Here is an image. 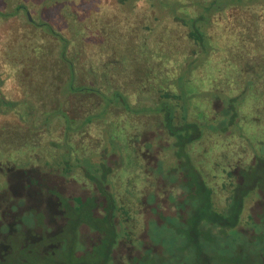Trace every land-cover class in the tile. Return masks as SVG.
<instances>
[{"label":"rangeland","instance_id":"obj_1","mask_svg":"<svg viewBox=\"0 0 264 264\" xmlns=\"http://www.w3.org/2000/svg\"><path fill=\"white\" fill-rule=\"evenodd\" d=\"M49 1L51 0H35L31 13L38 21L49 22L64 36L74 41L65 52L66 59L73 60L72 72L75 81L72 86L93 85L105 92V99L100 103L97 97L86 95V91H71L67 86L69 72L60 68L57 69L60 73L59 80L52 86L50 84L49 90L41 92V96L38 94L37 97L31 93L33 101L28 96L21 99L18 92L15 94L16 86H13L10 75L15 68L5 62L4 53H0V98L6 100L0 101V190L8 187L12 166L17 169L38 166L46 170L53 167V170L62 173L68 178L64 189L66 188L67 194H74L72 189L78 187V184L84 183L86 188L92 186L87 173L99 176L96 173L98 166L107 162L110 170L106 174V181L115 209L121 206V202H125L130 206V211L138 210V213L132 214L133 219L125 217L126 235L131 240L121 241L126 244L143 242V246L147 245V248L152 249L148 250L153 255H150V252L145 255L149 259L150 256L160 253L168 259L161 261L162 264H190V250H174L169 253V247L172 248L169 242L160 244L161 241L148 240V236L137 238L145 229L146 213L140 211L143 193L171 190L173 193L170 195V201L175 206V201L183 198L188 191L186 183L183 182V172L180 171L184 165H179V157L175 154L177 147H172V141H169L172 139L163 133L169 144L164 145L163 150H158L157 147L162 146L158 143L162 142L161 139L155 143L158 139L156 135H162L157 131L160 127H156L160 118H148L146 114L150 113L149 105L158 104L159 107L166 100L163 106H166L165 102H169L168 109H175L176 121H180L179 114H182L183 109L188 119L196 117L200 134L197 136V133H193L197 137L180 150V159L185 158L183 152L188 154L191 166L199 171L211 191L213 209L217 213H227L225 203L229 200L231 188H234L232 185L245 183L241 167L252 165L255 162L253 156L264 158V94L258 97L256 93L251 92L243 100H237V106L235 100L229 102L235 105L237 112L239 110L237 121L231 124L224 122L225 105L216 97L219 96L222 100L227 93L241 92L246 87V80L255 79L261 73V66L257 63L264 64V20L258 27V35H255L258 36V41L254 40L250 44L244 40L241 45L242 53L234 54L235 59H227L232 52L229 48L235 44L232 34L235 21L233 17L230 19V11H226L223 18L213 17L207 29L212 47L204 60L201 58L204 55L198 56V48L189 36L186 24L180 17L175 19V15L183 14V7H161L158 3L153 5L146 0H128L125 3L123 0H73L69 3L71 0H68V4L72 5L85 21L84 25L81 24L86 32L84 42L77 43L75 32L59 18L65 5L56 1L51 5L54 8L50 12L42 13V16L39 12L34 13L38 11L41 3L47 2L50 6ZM160 1L170 2L173 7L175 0ZM184 8L186 11L190 10ZM173 9L176 11L171 13L170 10ZM11 22L13 25L14 21ZM38 30L43 31L42 28ZM73 48L77 50V56L74 55ZM51 51L53 53L50 59L59 55L58 43ZM130 53L138 68L132 66L133 62H129L125 56ZM141 64L143 69H139ZM253 70H256V74ZM61 79L63 83L59 88L58 82ZM255 86V90L264 89V82L260 81ZM164 90H169L170 94L177 91L178 94L186 92L180 99H174L172 96L165 97ZM8 99L12 100L7 102ZM117 105L124 106L125 109ZM106 107H109L107 111L104 110ZM90 113L98 114L99 118L95 115V119L86 124L85 116ZM212 124H215L217 129L210 127ZM226 125L227 128H224ZM151 130L157 131L156 135L152 134ZM146 153L156 155L158 161H154V168L148 165ZM154 159L155 157H152V160ZM229 169L231 175L226 174ZM224 184L227 186H222ZM260 186L253 188L243 198L238 220L233 227L238 233L234 235V230L227 228L226 232L231 236L226 232L219 235V253L224 259L220 264H262L257 261L259 257H256L258 252L264 254V187ZM243 187L249 189L252 186L250 184ZM147 196L148 204L156 200L151 192ZM93 203L90 207L94 211L100 210L103 204L100 200ZM178 206L176 202V207ZM166 210L173 211L174 207L171 205L168 209L166 207ZM158 211L155 209L149 214L151 218L146 232L151 238L160 236L158 234L165 230L175 232L174 227L168 226V223L161 228L156 226L152 219L157 218ZM85 214L69 212V217H62L63 224L58 235L62 242L57 254L62 259L68 258L69 250L82 251L86 245L85 238H75V221L79 216L84 219ZM233 218L230 217V222H233ZM171 219L169 223L177 220ZM124 225L121 229H124ZM84 227L83 223V229ZM104 228L111 230L108 225ZM215 230L217 232L216 228ZM166 235L170 237L169 234ZM110 236L105 237L104 247L111 245ZM7 240L14 250L17 249L19 255H13V262L18 263L27 256L22 255L23 252L20 251L19 235L10 236ZM242 246L248 252L239 255L246 258L236 263L227 261L226 256L240 252L243 250ZM34 252L32 249L27 253L31 255ZM105 253V249L101 252L98 249L94 257L84 255L76 258L74 262L80 260L81 264H100L105 256L108 258V253ZM216 254L217 252L212 254L215 259ZM28 260L31 261L30 256ZM153 262L158 263L156 257ZM142 264L152 263L148 261ZM199 264L215 263L210 259L209 262Z\"/></svg>","mask_w":264,"mask_h":264},{"label":"trees","instance_id":"obj_2","mask_svg":"<svg viewBox=\"0 0 264 264\" xmlns=\"http://www.w3.org/2000/svg\"><path fill=\"white\" fill-rule=\"evenodd\" d=\"M34 1L35 0H0V35L5 37L4 39L2 36H0V44L2 43L0 45V53L3 52L5 55L3 57L5 62H8L12 68H15L10 73L14 82L13 86H16L14 88L15 94L18 92L17 94H20L21 99H26L28 96L31 101H33L31 93H33L36 97L38 94L41 96V92L49 90L48 87L50 88V84L52 86L54 82L59 80L58 76L60 73L57 71V69L60 68L62 70L64 69V71L66 70V72H69L67 86H69L71 91H86L88 92L86 95H93L100 100V103L103 102L105 99L104 95L106 94L105 92L98 90L97 87L93 85H79L73 87L74 84L72 86V82L75 81V76L72 72L73 60H67L65 52L69 49L68 47L71 46L70 43L73 44L74 41H71L68 37L64 36L60 30L53 27V25H51L49 22L44 20L38 21L35 15L31 13ZM56 1L61 5H65V8L62 9V12L59 16L60 20L64 21L65 24L71 27L70 30L75 32V35L77 36V43L84 42L83 37L86 36V32L82 27L85 24V21L79 16L77 10L71 7L72 5L68 4V0H51L49 1L51 2L50 6L47 4V2L44 4L41 3L37 9L38 11H34V13L36 14L39 12V14L42 16V13L45 14L47 11L50 12V10L54 8V6L51 5ZM72 1L73 0L69 1V3H72ZM123 1L125 3L128 0ZM146 1L151 2L153 5L158 3L161 7H183V14L179 16L175 15V19L180 17L186 24L189 29V36L192 38L193 43L198 48V56L201 54L204 55V57H201L204 60L205 57L208 56L207 54L212 47L208 38L210 35H208L207 29L212 23L213 17H222L225 15L226 11H230V19L232 17L234 18L235 23L232 28V34L234 36L233 41L235 44L229 48L232 50V52L230 53V57L227 59H235L234 54L242 53L243 50L241 45L244 40L248 41L250 44H252L251 42L254 40L258 41V36L255 35H258V27L264 20V0H175L173 2V7L171 6L170 2L164 3L160 0ZM184 7H187L190 10L186 11ZM170 11L171 13H174L176 10L173 9ZM12 20L14 21L13 25H11ZM79 27L81 29H79ZM38 28H42L43 31L38 30ZM70 30L69 32L71 33ZM56 43H58L60 49L59 55L50 59V56L53 53L51 48H53ZM73 51L74 55L77 56V50L73 48ZM131 54L132 53H130L129 56H125H127L129 62H133L131 63L132 66H137L136 61L130 56ZM257 64L261 66L262 71L255 79L246 80V87L244 90L237 94L227 93L225 94L226 97L222 98V100H220L221 98L219 96L216 97L225 105L223 119L227 124L237 121V113L239 112V110L237 112V109L235 108V105L237 106V100H243L251 92L256 93L258 97L264 94V89L255 90V85L257 83L260 81L264 82V64ZM138 67L139 66L136 68ZM143 67L144 66L141 64L139 69H143ZM16 69H18V71H15ZM254 74H256V70L254 71ZM1 83L2 82L0 80V84ZM62 83L63 79L58 82L59 88ZM43 84L48 86L45 85V87H42ZM168 91L169 90H164L165 97L168 98L172 96L174 99H180V97L186 92L182 91L181 94H178L177 91L175 94H170ZM0 99L1 102H6L4 98L3 100L2 98ZM11 100L12 99H8L7 102ZM234 100V106L229 104V102L232 103ZM164 101L161 103L162 106L159 107L158 104L155 106L149 105L150 113L146 114L148 118H160L159 123L156 124V127H160V129L157 128V131L159 130L162 135H156L157 131L151 130L153 131L152 134L156 135V139L158 138L155 140V143L158 142L159 139L162 140V142H158L162 144V146L157 147L158 150H163L164 145L168 146L169 142L164 139V133V135L166 134L168 138L172 139H168L170 142L172 141L170 143L172 147L176 146L177 150H183L184 146L189 141L196 138L200 134L198 120L195 116L191 120L188 119L185 115V109H183L181 112L182 114H179L180 121H176L175 109H172V111L168 109V101L165 102L166 106H163ZM125 105L126 107L128 106V104ZM117 106L119 108L125 109L124 106ZM107 109H109V107H106L104 110L107 111ZM56 110L57 107L55 108V111ZM104 110H102V112ZM95 115L97 118H99L98 114H87L85 116L86 124L92 122L93 119H95L93 118ZM213 126L215 129H217L215 124H212L210 127ZM224 128H227V125L224 126ZM193 133H197V136H194ZM179 153L180 151L177 152L178 156L181 155ZM145 156L148 157L146 158V161L149 166H154V161H158L155 154L146 153ZM152 157H155V159L152 160ZM183 157L186 159L185 164H188L182 171L185 177H187L188 181V184H185L188 185L186 186L188 190H186V194H191V189L196 191V193L192 192L196 194L194 195L196 197L193 202L183 198L182 204L178 206L183 209H185L187 206L189 207L187 210L188 219L184 222L181 221L180 223L183 224L181 226L177 225L176 223H170L172 224L170 225L169 221H172V219L168 216V214H166L164 223H168V226H173L175 232H167L165 230L164 232L158 234L160 236L151 238L144 229L143 233H141L138 238L141 236H148V240L152 239L153 241H161L160 244H168L169 242V245L172 246V248L169 247L171 251L169 253H172L174 250L183 252L190 250V257H188L190 264L209 262L210 259H212L215 264H220V261L224 259L223 256L220 257L219 251L221 250V247L217 243V239L220 238L219 235L225 234L227 228L234 230V235L238 233L233 227L236 225L235 223L238 220V215L243 204V198L253 188H256L260 185L261 188L264 187V158H261L262 156H253L252 159L253 161L255 159V162L253 164L251 163V167L248 166V163V165H245V167H241L243 168L242 171L245 178V183L242 185H232L234 188H231V194L228 198L229 200H227L225 203V208L228 209L227 213H217V211L213 209L211 202V191L203 181L204 179L201 177L199 171L191 166L188 154L183 152ZM106 163L105 165L101 163L102 166H98L99 169L96 173L99 174V176L87 173V177H89L92 181V186L86 188L85 193V198L90 197L91 200L97 199L99 201L100 195H95V193L96 191L101 190V198L107 203L106 206L103 205V207L105 206V212L102 213L101 217L90 216V213L87 212L84 219H82L80 216L77 218L75 221V227H77L75 238H80V240L85 238L86 245H84L82 251L69 250L68 253L66 251L68 254L67 259H62L57 255L59 253L58 248L62 242L61 237L58 236L61 232L60 228L63 224L62 217H69V212L80 214L83 211L81 209V205L83 204L82 202L84 200L83 198L80 199V197H83L82 188L84 187V183L78 184L77 180L74 179L78 184V187L75 186L72 189L74 194H71V192H68L67 194V190L66 188L64 189V185H66L65 182L68 178L64 177L62 173L56 171V169L53 170V167H51L52 170L49 168L46 170L38 166H32L26 169H17L12 166L10 168L8 187L2 191L0 190V264H81L80 260L76 263L74 260L84 255L94 257L97 253V249H99L100 252L102 249H105V254L108 253V258L105 256L103 258L104 261L100 264H115L116 261H113L114 256L111 249L114 248L116 241L119 242L121 240H131L126 235L125 229L127 227L124 225L126 220L125 217L127 216L129 217L128 219H133L134 217L132 214L138 213V210L135 209V211H130V206H128V204L125 202H121V206L115 209L112 193L109 191V185L106 181V174L110 170ZM226 174L231 175V169H229ZM189 180H192V183H190ZM194 181L197 182L194 183ZM94 183L97 184L96 190L94 189ZM226 184L222 186L225 187L227 186ZM250 184L252 187L249 189L247 187H243V185L248 186ZM18 185L19 188L17 189ZM62 189L64 190L62 191ZM162 191L163 193H161ZM150 192L156 197L155 206L151 207L152 209L148 206L150 204L146 202V198L148 197L147 194H150ZM150 192L143 193L140 199L142 204L140 205V211L143 210L146 213V219H144L145 224L147 222L149 223V218H151L147 212L159 208L161 210V203H165V205L169 206L170 195L173 193L171 190L164 192V189L160 192L157 190ZM73 198H75V200ZM99 211H101V209ZM161 211L163 212L165 210ZM128 213L130 215H127ZM262 213L264 215V207ZM230 217H234L233 222H230ZM152 220L157 227L161 228L164 226L162 221L160 222L157 219ZM82 222H84L85 225L84 229ZM91 223L93 226H91ZM121 224L124 225V229H121ZM106 225L110 226L111 230H105L104 226ZM215 228L217 229V232ZM226 233L228 234V232ZM166 234H169L170 237H167ZM17 235L21 237L19 246L20 251L22 250V255L27 254V256H25L18 263H15L11 258L13 255H17L18 257L19 255L17 254V249L14 250L10 241L7 239L10 236L13 237ZM107 235H111L110 239H112V242L110 246L104 247V240ZM92 241L95 243L101 241L100 247L97 248V245H94ZM133 245L134 250L128 251L127 254L130 257L131 253H133L134 256L132 259L137 261L138 264L148 261H151L152 264H156L153 262L154 257H156V260H158L157 264H159L161 261L164 262L165 260H168L162 256V253L150 256L153 254L148 249H152L147 248L149 247L147 245H145L142 250H138L139 246L137 243H134ZM32 249L35 252L31 255H28L27 252ZM162 250L163 249H161V252ZM149 252L150 259L148 256H145L148 255ZM213 252H217V259H215L212 255ZM247 252L248 251L245 248L240 252H235V255L232 253L229 256H226L227 261L234 263L240 262L242 258L246 257H242V255L240 256L239 254H245ZM222 253H224L223 250ZM256 254V257H259L257 261L264 264V254L262 252H258ZM28 256L31 257V261L28 260ZM32 257H34V260H32Z\"/></svg>","mask_w":264,"mask_h":264},{"label":"flooded vegetation","instance_id":"obj_3","mask_svg":"<svg viewBox=\"0 0 264 264\" xmlns=\"http://www.w3.org/2000/svg\"><path fill=\"white\" fill-rule=\"evenodd\" d=\"M178 151H180V150H175V154L177 155V152ZM179 154H181L182 155V152L180 151V153ZM179 157V159H178V161L180 162V166L183 164L184 165V167L186 166V165H188V164H185L186 162V159L184 158V160L183 159H180V158H182V157H180V156H178ZM184 170V168L183 169H180V171L182 172ZM183 178H184V181L183 182H185L186 184H188V181H187V177H185V175H184V173H183ZM9 182V181H8ZM189 182L190 183H192V180H189ZM197 181H194V183H196ZM20 185V184H19ZM19 185H18V187H17V189L19 188ZM97 184L96 183H94V189L96 190L97 189ZM186 186H188V185H186ZM191 189V188H190ZM82 196L83 197H80V199H82L83 198V204L81 205L82 207H81V209L83 210L81 213H80V215L81 214H87V212L88 213H90V216H93V217H95V216H99V217H101V215H102V213H104L105 211H104V207L107 205V203L105 202V200L104 199H102L101 198V194H102V192H101V190H98V191H96V193H95V195H100V197H99V200L100 201H102V207H101V211H99V209H96V211H94L92 208H90V206L92 205V204H94L93 202H95V199H92L91 200V198L90 197H88V198H85V193H86V187H83L82 188ZM94 190V191H95ZM192 192H195L196 193V191H194L193 189H191V191H190V193L191 194H189V195H187V194H185L184 196H183V198H185V199H188V200H190V202H193L194 201V199H195V197L196 196H194V195H196V194H194V193H192ZM161 197V196H160ZM75 198H77V197H75ZM75 198H73L74 200H75ZM159 198V197H158ZM157 198V199H158ZM183 198H180V199H178V200H176L175 201V206L173 205V203L170 201V205L169 206H167V205H165V203H161L162 204V206H161V210H165V211H161L160 210V208L158 209L159 211H158V216H157V220L158 221H162L163 223H164V219H165V216H166V214H168V216L169 217H171V218H175V219H177V220H175L173 223H176L177 225H179V226H181V225H183L182 223H180L181 221L182 222H184V221H186L187 219H188V217H187V210H188V206L187 207H185V209H183V208H180V207H176V202H177V204L178 205H180V204H182V200H183ZM184 199V200H185ZM96 201H97V199H96ZM159 201V200H158ZM155 202H156V200H153L152 202H151V204L150 205H148L149 206V208H151V207H154L155 206ZM105 203V204H104ZM185 204V203H184ZM103 205H105L104 207H103ZM171 205H172V207H174V210L173 211H167L166 210V207H167V209L168 208H170L171 207ZM150 212L151 211H148L147 213H148V215L150 214ZM74 214H76V213H74ZM86 214H85V216H86ZM82 223H84V222H82ZM147 225H149V223L147 222L146 223ZM145 224V232H146V230L148 229V226ZM165 224L166 223H164V226H165ZM170 224V223H169ZM167 225V224H166ZM89 226V225H88ZM115 226H116V224H115ZM89 227H91V226H89ZM127 227V226H126ZM146 227H147V229H146ZM77 228V227H76ZM174 229V228H173ZM99 230V229H98ZM100 231V230H99ZM101 232V231H100ZM145 237V236H144ZM138 238V237H137ZM140 238V237H139ZM143 240V239H142ZM128 241V240H127ZM138 243H139V241H138ZM94 245H97V248L98 247H100V245H101V241H98V242H96V243H94ZM144 243L143 242H141V243H139L138 244V246H139V249L138 250H142L143 248H144ZM98 250V249H97ZM112 251H113V261H116V263L115 264H123V262H124V264H135V263H138L137 261H134L132 258H133V253H131V255H130V257H129V255L127 254V252L128 251H133L134 250V245L131 243V244H126V243H124V241H119V242H117L116 241V243L114 244V248H112L111 249ZM134 261V262H133Z\"/></svg>","mask_w":264,"mask_h":264}]
</instances>
